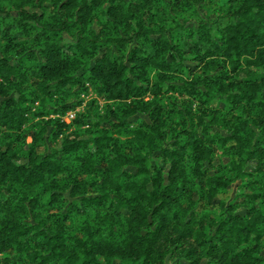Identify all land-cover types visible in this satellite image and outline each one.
Wrapping results in <instances>:
<instances>
[{
    "label": "trees",
    "instance_id": "trees-1",
    "mask_svg": "<svg viewBox=\"0 0 264 264\" xmlns=\"http://www.w3.org/2000/svg\"><path fill=\"white\" fill-rule=\"evenodd\" d=\"M208 2L0 0V264H264V0Z\"/></svg>",
    "mask_w": 264,
    "mask_h": 264
},
{
    "label": "rangeland",
    "instance_id": "rangeland-1",
    "mask_svg": "<svg viewBox=\"0 0 264 264\" xmlns=\"http://www.w3.org/2000/svg\"><path fill=\"white\" fill-rule=\"evenodd\" d=\"M194 2V6H196V8H198V11L200 12V14H204L205 17H207L209 20H215L218 12L214 9V5L210 4L208 2V0H193ZM203 6V8H202ZM217 9V8H216ZM95 95L89 94L87 96H85L83 99V104L82 106L78 107L76 109L77 112H83L84 109H86V104L87 102H89L91 99H94ZM100 107H102V102H99ZM62 119L66 122H70L71 120L67 117V113L65 115H63ZM51 142L48 141V145H50ZM51 146V145H50ZM228 161L227 157H224L222 154L221 149L216 151V155L215 158L211 164V168H210V173H213L216 171L217 167L220 164L226 163ZM239 181H236L235 184H238ZM235 192V187H233L232 189L229 190V192H225L219 195V198L223 201H227L230 199V197L233 196ZM4 254H0V259H3Z\"/></svg>",
    "mask_w": 264,
    "mask_h": 264
},
{
    "label": "built area",
    "instance_id": "built-area-1",
    "mask_svg": "<svg viewBox=\"0 0 264 264\" xmlns=\"http://www.w3.org/2000/svg\"><path fill=\"white\" fill-rule=\"evenodd\" d=\"M74 116H75V112H68V113H67V117H68L70 120H72V119L74 118Z\"/></svg>",
    "mask_w": 264,
    "mask_h": 264
}]
</instances>
